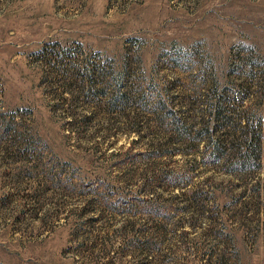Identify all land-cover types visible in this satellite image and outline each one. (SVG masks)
Instances as JSON below:
<instances>
[{"label": "rangeland", "instance_id": "374dc122", "mask_svg": "<svg viewBox=\"0 0 264 264\" xmlns=\"http://www.w3.org/2000/svg\"><path fill=\"white\" fill-rule=\"evenodd\" d=\"M260 120L264 0H0V264H264Z\"/></svg>", "mask_w": 264, "mask_h": 264}, {"label": "trees", "instance_id": "16d2710c", "mask_svg": "<svg viewBox=\"0 0 264 264\" xmlns=\"http://www.w3.org/2000/svg\"><path fill=\"white\" fill-rule=\"evenodd\" d=\"M115 105L118 104V102H121L120 101V98H116L114 99V101H112ZM222 103L221 102H218L217 105L215 106V110H216V116H221V114L223 113L222 112ZM241 139H242V148L243 150L245 151L244 155H242L241 159L243 160H247V159H252L254 161H258L261 157L264 158V121L260 120L259 123H258V126L257 128L253 129V130H250L248 132H245L242 134L241 136ZM218 150V149H217ZM259 153V157H257ZM169 180V179H167ZM170 181V180H169ZM150 183L147 182L146 185H149ZM147 193L149 192V189L148 187L146 186L144 188V193ZM145 199V200H144ZM107 201L109 200H106V203ZM133 201V199L130 201H128L126 204H122V210L121 209H117V207L115 206V204L112 205L111 204H106V207L108 208L109 211L111 212H114V213H119V212H132L131 209L132 207H130V205H133V207H139L140 208H145V209H152L153 205L151 204V201L149 199H146L143 198V197H140V199H135V202L134 203H131ZM138 201V206L136 205V202ZM129 204V205H128ZM129 206V207H125V206ZM126 208V209H125ZM141 236V235H140ZM143 238V237H141ZM141 238L140 240H137V246L139 247H144L143 245L147 244V243H142L141 242ZM148 242V241H146Z\"/></svg>", "mask_w": 264, "mask_h": 264}]
</instances>
